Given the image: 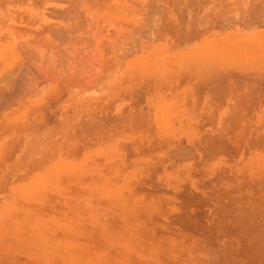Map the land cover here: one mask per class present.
<instances>
[{"label": "rangeland", "instance_id": "374dc122", "mask_svg": "<svg viewBox=\"0 0 264 264\" xmlns=\"http://www.w3.org/2000/svg\"><path fill=\"white\" fill-rule=\"evenodd\" d=\"M0 264H264V0H0Z\"/></svg>", "mask_w": 264, "mask_h": 264}, {"label": "bare ground", "instance_id": "6f19581e", "mask_svg": "<svg viewBox=\"0 0 264 264\" xmlns=\"http://www.w3.org/2000/svg\"><path fill=\"white\" fill-rule=\"evenodd\" d=\"M4 52V51H3ZM9 55V54H8ZM11 57V56H10ZM5 59V58H4ZM178 153V152H177Z\"/></svg>", "mask_w": 264, "mask_h": 264}]
</instances>
